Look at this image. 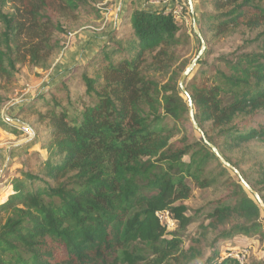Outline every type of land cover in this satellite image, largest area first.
<instances>
[{"label": "trees", "instance_id": "trees-1", "mask_svg": "<svg viewBox=\"0 0 264 264\" xmlns=\"http://www.w3.org/2000/svg\"><path fill=\"white\" fill-rule=\"evenodd\" d=\"M53 1L77 13L93 0ZM51 2L0 0L1 78L18 64L48 67L61 50L55 36L70 30L53 13ZM200 3L201 30L214 26L227 33L245 26L255 34L211 63L201 57L185 81L207 139L240 170L222 145L234 149L264 138V0ZM179 22L172 10L134 9L130 24L125 22L83 65L95 75L83 74L93 102L83 101L75 109L69 97L64 106L56 97L62 89L57 84L48 90L47 112L36 110L32 102L23 107V112H37L32 123L48 128L41 144L46 155L36 153L7 181L12 193L0 203V264H114L121 258L132 264H178L171 249L182 237L168 231L156 211L170 209L179 230H186L193 219L182 202L192 195L189 180L210 185L211 161L224 166L201 134L170 142L176 125L191 118L179 86L191 61L176 65L171 51L189 41ZM4 102L0 94V107ZM0 126L21 133L6 125L1 114ZM222 171L228 172L227 167ZM240 172L264 200L262 189ZM244 187L237 183L230 195L235 206L222 203L210 214L214 227L226 224L234 212L246 218L224 229L218 239L264 234V211ZM221 258L214 251L201 264H240L236 257Z\"/></svg>", "mask_w": 264, "mask_h": 264}, {"label": "rangeland", "instance_id": "rangeland-1", "mask_svg": "<svg viewBox=\"0 0 264 264\" xmlns=\"http://www.w3.org/2000/svg\"><path fill=\"white\" fill-rule=\"evenodd\" d=\"M100 1L102 0H93L90 5H86L79 12L74 13L66 12L61 2L52 0L53 13L58 16L57 18L63 23L64 28L70 30L68 34L58 32L55 36L60 41L61 50L50 59L48 67L42 68L29 63L18 64L17 70L11 71L8 75L5 74L2 78L0 77V94L5 98V102L0 107V114L5 119L3 121L6 125L16 127L21 132L20 134H13L17 136L22 134L26 137L19 142H10L9 149L11 151L18 150V153L13 157V164L7 166V169L0 175V195L8 192L7 190L4 192L7 181L14 175H19L22 169L27 166V161L34 160L36 153H40L42 156L46 155L41 144L45 138H48V128L45 123H32V120L37 118V112H23V107L32 102L36 110L41 109V111L47 112L50 109V104L47 102L50 101L51 97L48 90L57 84H62V89L56 97L64 106L67 105L69 97L73 99L72 107L75 109H81L83 101H92L86 92L83 74L93 75V71L84 69V63L79 61L75 64L71 63L72 66H69L65 64L64 59L68 50L73 48L72 38L74 40L75 36L81 32L90 31L92 30L91 27L99 25L95 18L98 14L101 15L100 9L97 7ZM184 1L188 6V0ZM194 1L198 6L196 22L192 20L190 10L185 11L186 17L179 22L182 25V31L189 34V41L171 48V51L175 53L176 65L186 60L192 62L199 52L202 41L196 31L202 32L206 42V49L202 58L207 63L215 61L222 54L231 53L238 46L243 45L246 39L255 35L245 26L230 29L227 33L219 32L214 26H204L201 30V0ZM67 13H70L68 15L71 16L76 15V19L65 17ZM250 47H255V45ZM149 61L151 60L149 59ZM153 75L159 80L164 78L160 72H153ZM181 93L187 98L183 92ZM20 116L25 119L19 120ZM176 127L175 134L170 138L172 143L179 142L184 137L193 140L200 136L191 118L184 124L179 123ZM4 130L8 132V130ZM26 130H30L29 134L25 132ZM222 149L224 154L229 156L233 162L238 164L240 170L246 173L251 184L262 189L264 194V138L250 140L234 149L222 145ZM184 159L188 161L189 156H185ZM222 167L224 166H220L218 161H211L207 174L211 181L210 185L201 186L197 181L189 180L193 189L192 195L182 202L188 206L187 213L193 219L186 230L180 231L179 226L173 230L179 231L182 237V243L171 249L173 259L178 264H201L214 251H218L223 260L229 256V253L244 249L247 251L244 264H256L258 261L264 260V234L261 232L238 233L227 239H218L224 229L233 223L245 221V216L234 212L232 219H229L226 224L215 227L211 224L214 218L210 214L213 210L222 203L235 206L237 200L230 195L237 183L243 185L240 178L231 169L227 167L228 172H224ZM7 199L8 195L0 196V201ZM171 237L172 235L169 236V238ZM135 244L143 245L140 241H136ZM114 264L132 263L128 258L126 260L121 258Z\"/></svg>", "mask_w": 264, "mask_h": 264}, {"label": "crops", "instance_id": "crops-1", "mask_svg": "<svg viewBox=\"0 0 264 264\" xmlns=\"http://www.w3.org/2000/svg\"><path fill=\"white\" fill-rule=\"evenodd\" d=\"M181 1L185 2L184 0ZM193 2L196 13L198 6L194 0ZM173 3L174 1L172 0L169 2L168 0L160 2H155L152 0H109V4L111 5L112 9L111 14L109 16H105L100 13L102 16L97 19L99 23L98 26L91 27L92 30L90 31L81 32L79 35L75 36L74 40L72 38L73 48H70L65 55V64L72 66V64H75L78 61L84 64L88 63L94 57V55L98 53L100 48L109 42L115 31L121 30L125 22L130 24L131 14L134 9L165 11V9L170 7ZM25 138V135L21 134L20 136H17L12 132H7L2 129V127H0V175L3 174V172L7 169V166L13 164V157H15V154L17 155L18 153V150L11 151L9 149L10 142H19ZM17 175L18 174L14 176ZM6 190L8 191L7 193L5 192ZM4 192L5 194L1 195L9 196L12 193L10 184L6 185ZM4 201L6 200H1L0 203Z\"/></svg>", "mask_w": 264, "mask_h": 264}, {"label": "water", "instance_id": "water-1", "mask_svg": "<svg viewBox=\"0 0 264 264\" xmlns=\"http://www.w3.org/2000/svg\"><path fill=\"white\" fill-rule=\"evenodd\" d=\"M188 6L189 9L191 11L192 14V18L194 20V22H196V13H195V7H194V2L193 0H188ZM199 38L202 41V45L201 48L199 50V52L197 53L196 57L192 60V62L188 65V67L185 69V71L182 73L181 78L179 80V86L181 91L187 96L188 98V103H189V112H190V117L192 120V123L195 127V129L201 134V136L203 137L204 141L211 147V149L215 152V154L219 157L220 161L223 163V165L225 167H228L229 169H231L241 180V182L243 183V185L253 194V196L255 197V199L258 201L260 207L262 208V210L264 211V200L261 197V195L259 194L258 191H256L255 189H253V187L247 182V180L243 177V175L241 174L240 170L235 167L231 162H229L219 151V149L213 144L211 143L208 139L207 136L205 134V132L203 131V129L200 127L199 123L197 122V119L195 117V113H194V107H193V100L191 98L190 93L188 92V90L186 89L185 86V81L186 79L189 77V75L192 73L194 67L197 64V61L203 56L205 49H206V42L203 38V35L200 31H196Z\"/></svg>", "mask_w": 264, "mask_h": 264}, {"label": "built area", "instance_id": "built-area-1", "mask_svg": "<svg viewBox=\"0 0 264 264\" xmlns=\"http://www.w3.org/2000/svg\"><path fill=\"white\" fill-rule=\"evenodd\" d=\"M155 2L160 1H167V0H152ZM170 0H168L169 2ZM174 3L165 9V12L173 11L174 17L177 21H182L186 15H185V6H187L186 2H183L181 0H172ZM98 9H100L102 15L109 16L112 12L111 5L109 4V0H102L97 4ZM3 120H5L3 118ZM25 132H30V130H26ZM29 134V133H28ZM156 215L161 221L163 225L166 226L168 231H172L177 227V220L174 216V213L170 209H163L156 211ZM247 251L245 249L243 251H233L229 253V256L236 257L240 264H244L246 261Z\"/></svg>", "mask_w": 264, "mask_h": 264}]
</instances>
